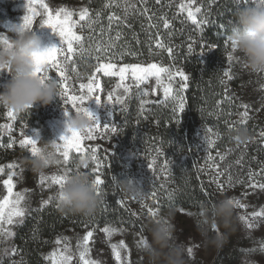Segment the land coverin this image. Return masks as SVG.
<instances>
[{"label": "rangeland", "instance_id": "obj_1", "mask_svg": "<svg viewBox=\"0 0 264 264\" xmlns=\"http://www.w3.org/2000/svg\"><path fill=\"white\" fill-rule=\"evenodd\" d=\"M166 1L169 3V7L173 9L174 19L189 29L188 37L185 39L187 50L189 49V45H191V53H195L201 57V54L204 55L208 50L206 41L201 36H196L192 30L194 27L190 25V23H193L188 19L187 7L181 8V5L187 6L190 0ZM43 2L49 5L53 14L59 8H67L75 12L76 14L72 17V20L76 22L73 31L79 35L78 31L83 21H80L78 13L85 8V0H43ZM227 2L237 7L238 5L247 6L252 0H195L191 8L193 11L196 7L201 9L199 13H196L197 20L204 21L200 27L207 24L212 9ZM29 7H32L38 13L33 16L32 26H40L41 22L47 19L40 0H36L31 5H29L28 0H0V38L7 39L11 43L12 36L8 31L12 25H20L25 15H31L28 11ZM225 11L226 13L223 12L220 17L227 20L226 16L228 12L226 8ZM38 34L42 37L45 46H60L61 42L58 34L56 35L50 28H40L38 29ZM162 43L165 47L172 46L171 41ZM2 45L3 43H0V46ZM61 47L66 48V45H61ZM173 47L171 48L173 49ZM225 49L226 52L223 55L225 64L219 79L221 94L217 95L219 97L222 95L221 99L228 102V110L231 114L236 115L238 122L241 124H247L248 122L244 128L248 130L250 139L244 144L236 142L232 138L235 130L232 128L230 139H233L231 141L235 143V148L230 149L227 147L225 150H222L218 148L217 144L219 143V134L214 130L208 131L212 127L206 125L202 129H198L196 138L198 137L199 142L203 145L201 147L202 152L207 154L201 166L202 176L206 183H209L208 186L214 196V201L221 195L227 194L234 202L238 201L239 203H234L237 215L235 231L228 236L227 242L218 253L213 249H205L201 245V237L197 232L193 218L195 210L173 209L175 212L174 222L178 230L177 234L181 240L188 242L189 248H192V253L188 259L193 264H241L242 253L245 250L255 246H264V216L254 218L252 215L255 212L264 213V188L260 187V185L264 184V162L250 152L251 146L258 147L264 145V136H261V133L264 132V85L258 83V77L255 74L249 73L243 68L241 61L232 51L230 41ZM76 54L73 56V61ZM229 54L233 56L231 62L227 59ZM100 57L102 60L99 64L109 62L104 58V54ZM58 58L60 57L58 56ZM173 61H170L172 63L125 64L117 58L111 60L116 65L112 71L116 73L125 65L147 67L155 63L160 67L169 68L173 73L179 69L187 75ZM99 64L95 66L91 73L87 74L88 70L77 69L74 62L68 66V74L70 76V91L74 95L81 94L79 89L80 83H88L90 77L94 78V84H99L100 86L94 95L101 96L102 105H98L93 99L87 102L86 106L102 126L104 124L118 125L117 133H107L101 136L97 132L95 139L84 140L82 142L81 147L85 150V154L90 152L92 148L96 149V155L102 166L103 156L106 153H111L121 138L123 130L120 120L121 114L127 109V105L132 100L140 101L142 98L147 102H168L166 103L167 107L178 116L181 113L177 107L180 102L179 96L184 98L186 89L177 95L182 83L178 75L171 81L165 76L159 83L156 77L153 76L149 77L146 82L138 84L133 79L130 69L124 74V79L121 81L119 74L105 76L102 70L97 71ZM73 68H75V71H72ZM224 71H229L231 79L224 77ZM49 75L54 79L56 76L55 70L49 69ZM7 79H9V76L5 70V72L0 73V83L5 82ZM221 81H224V83H221ZM188 82L189 80L186 83L188 84ZM124 87H128L129 91L127 93H125ZM169 87L171 91L166 99L164 90ZM110 93L113 99L109 105L108 95ZM173 97L176 98L173 99ZM120 98L123 99L124 103L118 102ZM245 105H247L246 108L244 107ZM65 108L68 111H75L71 107V103L67 105L63 104L60 97H57L52 104L46 107L40 105L33 107L32 109L35 111L34 115L43 123L41 128L34 129L25 126L21 122L16 123L15 119L13 120L7 116L8 110L0 107V117H2V121H0V134L6 136L4 143L7 144L2 145L0 142V205L4 203L5 199L10 201L8 205L4 206V220L0 221V231L12 233L7 238L0 236V240H2L0 242L1 255H3V249H8V254L10 253L14 237V226L21 219V217H13L14 222L12 224L6 222L8 212L13 206L11 202L16 199V194L20 193L24 196V200L18 206L24 208L25 213L32 206L44 205V201H48L52 196L59 198V186L53 184L49 178L55 175H62L65 170L69 172L73 171L74 166L81 160V154L75 150L70 151L68 162H64L63 157L57 155L60 163L49 168L43 174L34 173L25 163L26 158L31 156V146H20V141L24 139V135L32 136L34 139L38 135L44 140H59ZM174 108H176V111H173ZM245 111H247L248 115L247 117H242V113ZM242 120L243 122H241ZM22 132L24 135H21ZM208 141H213L214 143L209 146ZM59 143L62 144V142ZM158 149L159 147L156 144H152L151 149L140 151V160L133 165L129 172L121 174L120 177L131 176L139 179L146 190V194L142 199L125 194L119 187L117 190L120 204L125 207L127 214L133 216L136 223H130V229L105 226L116 229L111 236L103 231L105 227H96L91 224L85 225L84 227L87 229L82 233L75 231L65 232L56 238L51 250L47 253L46 259L49 264H84V261L80 259V253L83 251L84 237L89 231L93 235L89 237L87 244L88 253L85 255V260L95 262V264H143V257L138 255V248L140 240L147 238L145 224L150 219H154L168 210L162 208L165 205L164 197H160V193L166 192L168 186H170L168 165L165 167L167 157L164 154H159ZM222 156L224 159H221ZM153 160H155V163L150 169L148 165ZM238 160L239 163H237ZM87 161V166H90V168L82 170L87 171L94 179L99 174L100 168H96L95 161L91 159H87ZM9 165L13 167H9ZM255 166L259 168L255 169ZM218 173H222V175L218 176ZM41 176L45 177L43 182H41ZM229 176L232 178L231 184L228 183ZM5 181H9L12 185L11 194H9L8 185ZM252 185L256 186L253 187ZM153 192L155 196L152 195ZM149 209L156 211L157 215H151ZM241 217H244V219H241ZM248 223H254L255 227L248 228ZM57 240L60 243H57ZM121 242H123V247H121ZM112 245H116L117 249L121 252V261L116 260ZM63 257H71V259L64 261ZM257 259H260L261 264H264V257H257Z\"/></svg>", "mask_w": 264, "mask_h": 264}, {"label": "trees", "instance_id": "obj_2", "mask_svg": "<svg viewBox=\"0 0 264 264\" xmlns=\"http://www.w3.org/2000/svg\"><path fill=\"white\" fill-rule=\"evenodd\" d=\"M106 4L109 6L105 7ZM129 4L132 6L128 7ZM217 7L211 10L205 26L198 28L189 22L196 36L204 38L208 46L204 57H199L195 53H188L185 39L189 29L174 19L173 9L166 0H160V3L146 0L144 4L141 0H128V4L125 0H85V8L89 9V16L95 22L89 24L86 19L78 31L83 37L85 50L80 52L77 48L74 57L77 69L88 70L87 74L94 70L102 60L96 57L103 53L95 51L102 42H114L116 47L112 51L124 53L115 58L125 64L172 63L170 61L174 60L173 63L189 77L184 93L185 110L176 116L167 107L168 102L142 103V98L140 101L132 100L121 114L123 130L120 140L111 153L103 156L99 175L104 183L100 186L99 206L95 213L91 216L69 214L61 209L59 198L55 196L44 205L32 206L16 222L11 251L7 256L0 254V264H49L46 255L56 238L70 231L82 233L88 224L130 229L129 224L136 221L120 204L113 176L120 178L121 174L129 172L140 160V151L151 149L152 144L159 147V154L166 155L168 162L170 186L166 192L160 193L165 204L162 208L196 211L201 202L214 201L209 183L202 176L201 166L207 154L202 152L203 145L196 138L198 129L206 125L212 127L219 134L218 148L225 150L227 147L235 148V143L231 141L233 139H230L232 128L248 124L238 122L236 115L229 112L228 102L221 99L222 95H217L221 94L219 79L225 64V47L229 44L228 23L234 18L237 9L236 5L232 6L228 2ZM225 8L227 20L220 17L223 12L226 13ZM113 15L120 19H113L110 23L108 17ZM162 17L169 21L168 28L164 27ZM158 41H171L172 46L168 47L174 46L172 54L167 52V47H158ZM34 112L30 109L23 114H15L16 123L21 122L34 129L41 128L43 123ZM5 138L4 134H0L2 145H7L4 143ZM250 152L264 162V145L251 146ZM89 168L87 165L82 167Z\"/></svg>", "mask_w": 264, "mask_h": 264}, {"label": "clouds", "instance_id": "obj_3", "mask_svg": "<svg viewBox=\"0 0 264 264\" xmlns=\"http://www.w3.org/2000/svg\"><path fill=\"white\" fill-rule=\"evenodd\" d=\"M40 28L27 27L23 20L20 25L10 27L11 43L0 46V69L6 70L9 76V79L0 83V107L15 114H23L36 105L46 107L59 97L60 87L56 80L43 78L36 73L38 54L51 48L44 45L38 34ZM228 39L243 68L255 74L258 83L264 85V0H252L247 6L237 7L229 24ZM92 116L95 117L93 113ZM94 122L85 111L64 112L60 137L72 133L86 136ZM232 138L244 144L249 141L250 134L246 128L239 127L234 130ZM36 140L38 151L35 156L26 158L25 163L34 173L43 174L57 165L59 158L56 145L59 140H44L39 136ZM87 163L86 158L81 159L74 170L67 173L60 189L61 209L69 214L91 216L99 206L94 179L87 171L81 170ZM113 179L117 187L131 197L142 199L146 194L139 179L131 176H113ZM174 216V210L169 208L145 224L147 238L138 248L143 264H193L188 259V242L181 240L177 234ZM193 218L201 245L218 253L228 236L235 231L236 206L231 197L223 194L215 201L201 202ZM257 257H264V246L245 250L241 264H261Z\"/></svg>", "mask_w": 264, "mask_h": 264}, {"label": "snow or ice", "instance_id": "obj_4", "mask_svg": "<svg viewBox=\"0 0 264 264\" xmlns=\"http://www.w3.org/2000/svg\"><path fill=\"white\" fill-rule=\"evenodd\" d=\"M36 0H28L29 5L35 3ZM41 6L44 9V13L47 15V19H44L40 27H47L50 28L56 35L58 34L60 38V46H52L51 48L45 50L43 53L38 54L37 56V67H36V73L41 75L43 78H52V76L49 75V69H54L55 70V80L58 83L60 87V92H59V97L62 99L63 104L67 105L71 103V107L75 111H85L88 113L90 117L94 119V125L91 129L88 130V133L86 136H81L78 133H72L71 135H66V136H61L59 139V142L57 143V155H61L63 157L64 162L69 161V153L71 150H75L77 153L81 154V159H91L92 161L96 162V168L99 169L101 164L100 160L98 159L96 155V149L92 148L90 152L85 154V150L81 147L82 142L84 140H92L95 139L96 136L95 134L97 132L100 133L101 136L107 134V133H117L118 130V125L116 124H104L103 126L99 123L98 119L96 117L92 116V113L88 111V108L86 107L87 102L91 100H95L98 105H102V99L100 95H94L99 90V84H94V78L90 77L88 83H80L79 84V89L80 93L79 95H74L71 94L70 91V85H69V80L70 76L68 74V66L70 64H73V56L77 53V47L79 48L80 52H83L84 46H83V37L81 35H77L74 31L73 28L75 27L76 22L72 20V17L76 14L72 10H69L67 8H59L55 13L50 10V7L47 3H44L43 0H40ZM157 3H160V0H156ZM125 3L128 4V0H125ZM141 3L144 4L146 3V0H141ZM195 3V0H190L189 4L187 6L181 5V8L184 9L187 7V16L188 19L191 20V22L199 28L204 21H198L196 13H199L201 9L199 7H196L194 11L191 8V5ZM109 5L106 4L105 7H108ZM132 5H128V7H131ZM29 13L31 15H25L23 20L24 24L27 27H31L33 23V16L37 15L38 13L32 8H28ZM125 11H127V7L125 8ZM147 11V9H145ZM80 21H85L87 19V22L89 24L94 23L95 21L89 16V9L88 8H83L82 10L79 11L78 13ZM100 13H97V17H99ZM109 22L113 19L119 20L120 18L118 16H109L108 17ZM164 19V27L168 28L169 21L165 18ZM202 31V28H201ZM119 33L117 34V39H119ZM0 43H3L4 45H8L9 41L7 39H2L0 38ZM61 45H66V48L61 47ZM157 46L164 48V45L162 43L157 42ZM116 45L114 42H108V43H101L98 44L95 51L96 52H102L104 54V58H106L109 62L108 63H101L99 64L97 71H103L105 76H111V75H117L119 74L121 81L124 79V74L130 69L133 79L136 80L139 83H144L148 80L149 77H156L157 82L159 83L161 79H163L165 76L169 81L173 80L175 76H179L182 83L180 84V89L178 90L177 95H179V92L184 91L187 89L188 84L186 83L189 80V77L181 70L177 69L175 73H173L169 68L167 67H160L155 63H152L148 65L147 67H141L139 65H125L124 67L119 69V72H113L112 69L116 67L114 63L111 62L113 58L116 56H123L124 53L121 51L119 53L113 52L112 49L115 48ZM166 50L169 52V54L172 53V48L167 47ZM189 53L192 52V46L189 45L188 49ZM232 51L235 52L234 46L232 47ZM58 56L60 58H58ZM204 55L201 54V57ZM101 57L97 56V60H100ZM228 61L231 62L233 60V56L231 54L228 55L227 57ZM4 69H0V73L4 72ZM72 71H75V68L72 69ZM224 77H227L231 79L229 71H224L223 73ZM53 79V78H52ZM221 83H224V81H221ZM86 90V91H85ZM125 93L129 91L128 87H124ZM171 91V88H165L164 94L165 98H168L169 92ZM147 95V93H145ZM176 97H173L175 99ZM113 97L112 94L110 93L108 95V101L109 105L110 102L112 101ZM179 104H178V109L181 113L184 112L185 106H184V98L182 96H179ZM119 103H124L123 99L120 98L118 99ZM142 103H148L147 101H143ZM245 108L247 105L244 106ZM68 109L65 108V113H67ZM173 111H176V108L173 109ZM248 113L245 111L242 113V117H247ZM7 116L10 117L11 119H15L14 112L8 110ZM243 122V120L241 121ZM102 129V131H101ZM209 132L212 131V129H208ZM21 135H24L22 132ZM38 136V135H37ZM261 136H264V132L261 133ZM209 146H211L213 141H208ZM26 145L31 146V155L35 156L38 149H37V140L36 138L34 139L32 136L24 135V139L20 141V146L25 147ZM11 147V145H9ZM63 149V151H61ZM221 159H224L222 156ZM57 163H60V161H57ZM155 163V160L151 164H149V168L151 169L153 167V164ZM167 161L165 162V167L167 166ZM239 163V160L237 161ZM9 167H13L12 165H9ZM69 171L65 170L62 175H55L50 177L49 179L53 184H56L59 186V189L62 188L64 180L66 178V175ZM222 175V173H218V176ZM251 177V173H250ZM45 177L41 176V182H43ZM232 178L229 176L228 178V183L231 184ZM5 183L8 185V191L9 194L12 192V185L9 181H5ZM104 183L102 180L101 176L97 174L94 178V186L96 188V193L98 196L101 195V189L100 186ZM255 187L256 185H252ZM261 188H264V184L260 185ZM60 193V191H59ZM59 199H60V194ZM153 196H155V193H152ZM24 200L23 194L17 193L16 194V199L11 202L13 205L12 208L9 210L8 215H7V220L6 222L8 224H12L13 217H24L25 216V209L19 207L18 205L20 202ZM234 202V201H233ZM10 201L5 199L4 203L0 205V221L4 220V206L8 205ZM44 203H48V201H44ZM234 203H239L238 201H235ZM149 212L151 215L155 216L157 215V212L149 209ZM253 217H261L264 216V213L262 212H255L252 214ZM241 219H244V217H241ZM22 222V221H21ZM248 228H253L255 227L254 223H248ZM103 231L108 234L109 236L112 235L116 231L115 228H110V227H105ZM12 233L8 231H0V236H3L4 238H7L8 236H11ZM93 233L91 231L87 232V234L84 237L83 240V251L80 253V259L84 261V264H95V262H90L88 260H85V255L88 253V248L87 244L89 242V237H91ZM2 242V240H0ZM145 242L144 239L140 240V245H142ZM57 243H60L59 240H57ZM121 247H123V242H121ZM113 253L115 255V258L117 261H121V252L117 249L116 245H112ZM13 252L15 249L12 250ZM189 255L192 253V248L188 249ZM3 255L7 256L8 255V249H3ZM64 261H68L71 259V257H63L62 258Z\"/></svg>", "mask_w": 264, "mask_h": 264}]
</instances>
